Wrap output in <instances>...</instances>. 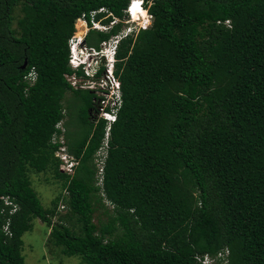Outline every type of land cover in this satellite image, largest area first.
I'll return each instance as SVG.
<instances>
[{"label":"trees","instance_id":"1","mask_svg":"<svg viewBox=\"0 0 264 264\" xmlns=\"http://www.w3.org/2000/svg\"><path fill=\"white\" fill-rule=\"evenodd\" d=\"M130 1L0 0V264H25L36 218L49 247L86 264H202L224 247L230 264H264V0H144L153 20L118 48L123 102L98 184L107 121L96 92L65 77L69 39L83 14L105 8L96 19L109 23ZM121 27L86 41L99 47ZM66 116L74 176L51 142ZM32 171L62 181L51 207Z\"/></svg>","mask_w":264,"mask_h":264},{"label":"built area","instance_id":"2","mask_svg":"<svg viewBox=\"0 0 264 264\" xmlns=\"http://www.w3.org/2000/svg\"><path fill=\"white\" fill-rule=\"evenodd\" d=\"M127 10L129 13L135 14L142 10V4L139 0H131ZM103 12L106 13V16L102 19L111 15L105 8H100L91 11L90 19L86 14L77 19L74 34L69 39V64L73 72L65 74L67 81L75 89H90L96 92L98 95L96 116L98 119L103 118L107 121L105 136L95 154L98 184L103 182L104 165L109 155L112 124L117 120L123 102L120 80L115 73L118 48L123 39L129 37L135 39L141 30L149 27L148 22L135 24L131 19H121L116 16H113L109 23H103L101 19H96L97 15ZM118 23H122L121 29L110 38L103 40L99 47L86 42L85 39L91 30L110 32ZM87 56H91L90 61L86 59ZM36 77V72L32 70L25 78L33 84ZM56 127L60 132L53 134L51 142L57 145L55 157L60 161L59 168L64 174L74 176L80 161L69 151L63 121H60ZM4 199L7 204L11 203L7 197ZM62 207L64 208V205ZM12 211H15V208ZM5 229L7 230V226ZM196 258L202 264H230V250L228 247H224L215 254L206 253L197 255Z\"/></svg>","mask_w":264,"mask_h":264},{"label":"rangeland","instance_id":"3","mask_svg":"<svg viewBox=\"0 0 264 264\" xmlns=\"http://www.w3.org/2000/svg\"><path fill=\"white\" fill-rule=\"evenodd\" d=\"M147 16L150 17L149 14ZM71 98L72 93H68L65 97V104H67L68 100H70ZM73 117L74 121L71 122ZM67 119H69L68 116H66V118L64 119V126V123L68 121ZM77 123V116L74 113L68 121L69 132H71V134L74 136L82 134L80 133V128ZM65 128L67 132V126H65ZM30 178L34 189L37 191L42 204L45 207H51L53 200L60 193L65 194V191L62 188V181L56 179L51 171H32L30 172ZM62 205H65V203L60 200L57 207V214L53 219L54 221H57L60 215H64L65 213H67V207L63 208ZM96 215V220H98V216H100L103 220L107 218L104 207L99 208ZM50 230L51 229L40 219L36 218L33 220V229L27 231L23 235V255L25 257V264H86L81 262L79 256H66L61 254L58 248L49 247L47 241Z\"/></svg>","mask_w":264,"mask_h":264},{"label":"clouds","instance_id":"4","mask_svg":"<svg viewBox=\"0 0 264 264\" xmlns=\"http://www.w3.org/2000/svg\"><path fill=\"white\" fill-rule=\"evenodd\" d=\"M140 1V4H142V10H140V11H138L137 13H135L136 14V17H135V14H131V13H129V11L127 10V8H128V6H127V8H126V16L123 18V19H131L132 20V22L133 23H135V24H138L139 22H148V24H149V27H150V25L152 24V20H153V17H152V15L149 13V10H148V7H146V5H145V2H144V0H139ZM130 3V2H129ZM129 5V4H128ZM150 15V17L149 16H147V15ZM148 27V28H149ZM147 29V28H146ZM143 30H145V29H143ZM142 31V30H141ZM86 40V39H85ZM87 42V41H86ZM88 43V42H87ZM89 44V43H88ZM80 46V45H79ZM69 48H70V45H69ZM70 55V54H69ZM88 61H90V59H91V56H87V58H86ZM118 117V116H117ZM63 121V120H62ZM115 122H113V124H114ZM112 124V125H113ZM54 155H55V153H54ZM13 208H15V210L17 209V206L15 205ZM6 230V229H5Z\"/></svg>","mask_w":264,"mask_h":264},{"label":"water","instance_id":"5","mask_svg":"<svg viewBox=\"0 0 264 264\" xmlns=\"http://www.w3.org/2000/svg\"><path fill=\"white\" fill-rule=\"evenodd\" d=\"M27 64H28V60L26 59L22 67L23 68H26L27 67Z\"/></svg>","mask_w":264,"mask_h":264},{"label":"bare ground","instance_id":"6","mask_svg":"<svg viewBox=\"0 0 264 264\" xmlns=\"http://www.w3.org/2000/svg\"><path fill=\"white\" fill-rule=\"evenodd\" d=\"M135 17H136V14H135Z\"/></svg>","mask_w":264,"mask_h":264}]
</instances>
